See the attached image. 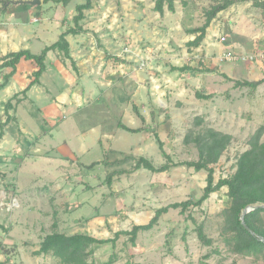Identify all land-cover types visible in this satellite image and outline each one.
Here are the masks:
<instances>
[{
    "label": "rangeland",
    "instance_id": "rangeland-1",
    "mask_svg": "<svg viewBox=\"0 0 264 264\" xmlns=\"http://www.w3.org/2000/svg\"><path fill=\"white\" fill-rule=\"evenodd\" d=\"M92 1L102 7L101 13H87L89 22L81 23L95 21L99 33H103L111 28L108 20L114 19L115 30L124 31L119 37L110 35L108 40L106 36L100 39L88 35L82 41L87 50L97 54L105 46L114 47L115 50L110 48L94 57L90 53L95 67L100 65L104 70L93 74L78 72L61 52L67 70L76 71L78 80L74 81L68 72L59 78L55 72L60 67L59 60L50 52L45 84L53 86L52 94L35 87V104L18 106L17 115L31 132L32 142L21 134L16 117L10 116L6 123V115L0 121V132L10 133L8 142L0 147V264H62L51 255H37L49 234L86 232L115 238L117 232L131 231L134 222L148 224L160 208L198 201L204 194L207 174L180 166L199 160L196 145L184 141L189 130H200L195 127L197 117H204L205 127L233 136L231 145L213 166L215 183L235 174L239 156L264 124V112L260 115L259 108L252 111L241 103L234 110L227 109L224 103L214 106L198 101L193 90L214 92L224 102L232 98L235 84L228 77L229 68L241 71L254 64L255 69H260L255 71L257 76L264 77L260 65H264V60L238 63L221 59L228 51L237 55L264 54V10L255 5L262 0H234L232 8L212 21L199 50L187 46L193 39L189 31L205 24L207 12L218 0H176V12H169L165 6L163 15L155 11L157 0ZM78 3L79 0H72L65 7L63 26L69 27L77 15ZM143 61L145 66H141ZM20 70L17 86L26 84L32 75L28 61ZM81 74L90 79L97 76L103 83H83ZM71 83V89L81 95L91 92L92 99L83 100L85 108L81 110L71 103L57 114L51 96ZM5 98L7 94H0V101ZM39 108L49 115L45 116ZM3 112L6 105L0 104V116ZM53 113L52 124L49 118ZM11 114L16 112L12 110ZM140 115L146 118L145 122ZM120 123L141 128L143 133L124 131ZM152 128L156 131L151 132ZM156 139L164 143L168 158ZM3 141L4 137L0 143ZM37 144H41L40 154L32 148ZM76 155L80 159L73 163ZM141 157L157 168L166 164L171 168L163 173L137 169ZM91 164L95 166L87 167ZM112 173L114 178L109 183L107 177ZM227 192L223 188L213 193L200 207L170 209L152 230L138 233L135 245L128 236H120L115 247L95 248L88 261L108 264L113 258L116 264H264L262 256L237 254L226 242L222 230L226 222L224 210L229 206ZM101 216L106 220L99 225L102 229L94 223L89 233L81 226ZM201 232L211 241L210 246L200 239Z\"/></svg>",
    "mask_w": 264,
    "mask_h": 264
},
{
    "label": "trees",
    "instance_id": "trees-1",
    "mask_svg": "<svg viewBox=\"0 0 264 264\" xmlns=\"http://www.w3.org/2000/svg\"><path fill=\"white\" fill-rule=\"evenodd\" d=\"M48 1V0H47ZM63 5H68L71 0H55ZM176 0H157L155 5V11L161 15L165 12V6L172 13H175ZM11 3L9 0H0V4L3 5V9ZM234 0H218V4L207 12L206 22L203 26L190 30L189 33L195 36L193 41L187 43L189 48H199L202 42L206 38L207 30L210 27L212 21L217 15L223 11L230 9L234 6ZM255 5L264 10V0L256 1ZM92 8V0H85L84 4H80L76 7L77 15L74 17L75 28L69 29L63 33L59 40L51 46L45 48L41 54L34 55L30 51H20L10 53L7 56L0 59L3 62L2 68L9 69L10 72L3 76V82L0 84V90H3L9 85L11 78L17 72V66L22 60L32 61L37 70L33 74V80L28 87L20 94L15 95L6 104L7 121L11 119L8 115V111L13 110V101L20 103L23 99L19 96L23 95L26 98L27 92L35 85L40 84V79L46 71L45 60L50 51L59 50L64 55L70 57V46L66 40L67 35H77L84 32V29L80 23L85 19V11ZM184 68H177L176 70L183 71ZM264 82H235V87H258ZM197 99H208L210 96H205L200 92L195 94ZM140 119L145 122L143 115H140ZM119 127L129 133H140L143 131L141 128H131L122 123ZM195 127L200 129L189 130V133L185 137L186 144H195L199 151V160L194 162H185L180 166H186L194 169L196 172H205L207 174V185L204 188L203 196L196 202L186 201L181 203H175L167 207L158 209L155 212V216L148 224L135 225L131 231H120L116 233L115 238L98 239L96 237L77 233L74 235H66L62 233H52L47 235L37 251V255H51L61 261L62 264H94L89 262L88 259L95 253V248L111 244L116 246V242L120 236H128L129 241L135 245L137 235L141 231L152 230L159 222L160 218L167 214L170 209H182L187 210L191 206H202L213 193L219 192L223 188H227V197L229 199V206L224 210V216L226 222L222 230L223 236L231 246L232 251L244 256H262L264 258V242L260 238H264V128L259 129L248 141L249 149L242 153L236 164L235 174L226 179H220L215 183V169L216 165L228 147L233 141L231 134L218 131L211 127H205V121L203 118L197 117L195 120ZM4 137V131L0 132V139ZM157 140L159 149L162 151L165 157H169L164 151V143ZM95 164L89 166L93 168ZM137 169L144 168L153 173H163L171 168V165L166 164L161 167H155L150 160L145 157H141L136 165ZM114 174H110L107 177L109 183L112 182ZM251 208V212L245 216L247 226L255 232L256 236L252 235L242 225L241 216L243 212ZM200 239L207 245H211L210 240H206L203 233H200ZM115 263L113 258L110 259L108 264Z\"/></svg>",
    "mask_w": 264,
    "mask_h": 264
},
{
    "label": "crops",
    "instance_id": "crops-1",
    "mask_svg": "<svg viewBox=\"0 0 264 264\" xmlns=\"http://www.w3.org/2000/svg\"><path fill=\"white\" fill-rule=\"evenodd\" d=\"M9 1L11 3H9L4 9H3V5L0 4V59L7 56L10 53L20 52V51H30L34 55H39L42 53V51L45 48L56 43L63 33L67 32L71 28H75L74 20L71 21V24L69 25V27L67 25L66 26L62 25V23H63L62 16H63V14L64 15L67 14L65 7L67 8L72 0L66 6L63 5L62 3H58L55 0H48V1L47 0H40L41 3L39 5H35V6H32L28 3V2L33 1V0H9ZM84 3L85 2H82V0H79V3L77 4V6L80 4H84ZM101 3H102V5L106 4L105 2H101ZM97 4H98V2L92 1V8L90 10L85 11V19L83 20V22H85V23L89 22L88 20H86V18L88 17L89 14L93 15L94 13H101L102 9H100V8H102V7L100 6V8H99L97 6ZM87 13H89V14H87ZM93 17H95V16H93ZM113 20H110V19L108 20L107 25H108V27H111V28L108 30H104L103 33L102 32L99 33V28L97 27L96 22L91 21V23H89L87 25H84V23H80V25L84 29V32L77 34V35L70 34V35L66 36V40L68 41L69 46H70V57H71V59H68V60L73 62L74 67L77 68L78 72H81V73L87 72L89 74H93V73H100L101 71L104 70V68L101 67L100 65L95 67L96 64L93 63L92 59L95 55L104 54L107 49L109 50L110 48H112L113 50H115L114 47L111 46V44H110V46H105L106 47L105 49L100 50L99 53H101V54H97V52L92 53L89 50H87L88 49L87 46H84L82 44V41H85L86 36H88V35H91L93 38L97 37L100 39L101 38L104 39L103 37L106 36L105 37L106 40H108L110 35H112L113 37H119L121 35L120 33H123L124 31L119 32V31L115 30V26L112 23ZM189 35H191V34L189 33ZM191 36L193 37V39L190 41H193L195 39V36L194 35H191ZM102 43H104V40ZM74 44H77L76 45L77 50H75ZM35 48H40V49L38 51H35ZM196 49L199 50V48H196ZM50 52H54L55 56L57 57V60H59L60 67L55 70V72L58 74L59 78L65 77L67 75V72H68V74H71V77L74 79V81L78 80V76L75 73L76 71L67 70L65 63H64L63 59H61V56H60L61 51L53 50ZM49 53H48V55H49ZM90 53L93 55V57L90 55ZM48 55H47V57H48ZM116 55H121V54H116ZM47 57H46V60H47ZM46 60H45V64H46ZM24 61H26V60H22L18 64L17 72L11 78L9 85L6 88H4L3 90H0V94H4V95L7 94V98L0 101V104L3 105V107L15 95L22 93L28 87L30 82L33 80V74L37 70V67L32 61H28L30 63V72L32 74V75L28 76V78H30V80L27 79L26 84H23L21 86L20 85L17 86V84H16L18 74L21 71L20 67L23 65ZM2 64H3V62H0V84L3 82V76L6 73L10 72L9 69L2 68L1 67ZM253 65L252 66L246 65L244 67V69H242L241 71L235 70L234 67L229 68L228 70H230L231 72H230V74H228L229 75L228 77L235 80L234 83L236 81L252 83V82H259L261 80H264V77L261 78V77L257 76L255 71L258 70V68L255 69V65L254 66ZM260 65L263 66V68H264L263 63H261ZM53 67H55V66H53ZM47 71H48V67L46 64V71L40 79V84L33 86L27 92L26 98H24L23 95H20L19 98L23 99L20 103H17L16 101L12 102V104L14 103L13 104V106H14L13 111L16 112V114H15L16 116L11 114L12 110L8 111V114H9V116H11V118L16 117L18 119L19 124H20V128L23 131V132H21V134L23 135L24 138H27V136H29L30 141H31L30 137L32 136L31 132L26 130L24 123L18 117V115H17L18 106L25 104V103L35 104V102L33 100V96H32V90L35 87H41V88L45 89L48 94H52L51 88H53V86H47L45 84V77L47 76ZM259 71H260V69L258 70V72ZM220 73H225V72L222 71ZM235 74L239 75V76L234 77L233 75H235ZM211 75H217V74L212 72ZM76 76H77V78H76ZM242 78H245V80H241ZM81 80H83V83L84 82L87 83V81H89L90 83H93L95 80L98 81L100 83V85H101V82L103 83L101 78H99L97 76L94 77L93 79H90V78H87V77L82 75ZM78 85L79 84H76V86H78ZM71 86L73 87L72 83L67 85L63 89V91H61L56 96H51V99L53 101V105L55 106L54 107L55 109L53 108V111L56 110V112H58L57 114L60 113V111L62 110V107L68 106L71 103L73 105H75L77 110H81L82 108H85V107H82V105H84V104H82V101L88 100L87 99L88 97H91L90 99H92V96H90L91 92L90 93L86 92L85 94L81 95V93L75 92L73 89H71ZM193 90H194L195 94H196V92H200L201 94H203L205 96H210L208 99H201V100H203L204 102H210L214 106L216 105V103H224L225 105H227V109L234 110V107L237 106V103H239V104L241 103V104H245L252 111H255L256 109L259 108L258 112L260 113V115H262V112H264V82L261 85H259L258 87H249V86L235 87V84H234L233 90L231 91L232 98L227 100V101H224V102H221L219 100V98L214 95V92L213 93H204L199 88H193ZM244 92H247V93L244 94ZM154 95L155 94L153 93L152 96H154ZM241 95H242V97H241ZM199 100L200 99H198V101ZM153 101L155 103L156 99H154ZM96 102H99V100H97L95 102L91 101V104H95ZM214 108H216V107H214ZM39 110H41L42 113L43 112L45 113L44 109L39 108ZM54 114L55 113H53L51 115V117L49 118V121L52 122V120L54 119V117H52V116ZM6 115H7V113L3 112L2 116H0L1 122L4 120L3 118L6 117ZM48 115L45 113V116H48ZM200 117L204 119L203 116H200ZM145 120H146V118H145ZM254 122L255 121H251L250 123H254ZM52 124H53V122H52ZM261 128H264V124H263V126L260 127V129ZM218 131H222V130H218ZM5 133H6L4 135L5 141H3V143H0V147H2L4 145V143L8 142V136L10 133L9 132H5ZM140 133H143V132H140ZM106 140H108L110 142V138H107ZM40 141H42V140H40ZM263 141H264V136H263ZM100 142H102V145H104V142L102 139L100 140ZM32 148L34 151L39 152L38 154H40L42 152L41 144H37L36 146H33ZM46 150L49 153L48 148ZM76 156L77 157H75V159H72L73 163H75L76 160L78 161L80 159V157H78V155H76ZM102 163L103 162H99V164H102ZM91 165H89V166H91ZM89 166H87V167H89ZM102 216L99 218L92 219L91 221L87 222L86 224L85 223L81 224V226L86 227L87 231H89V233H90L91 227L94 223H97L96 225H98L99 229H102V227L99 225H101V223H104V224L106 223L105 222L106 220ZM87 219H89V218H87ZM134 223L135 224L133 226L145 225V224H140V223L138 224L137 222H134ZM122 231H128V230H122ZM61 233L63 234V232H61ZM77 233L78 232H73L72 234H69V235H74ZM81 234H87V233L85 232V233H81ZM87 235L93 236V234H87ZM93 237H96L98 239H104V238H100L98 236H93ZM109 245H111V244H109ZM42 256H45V255H42ZM38 258H41V256H39ZM113 264H116V261Z\"/></svg>",
    "mask_w": 264,
    "mask_h": 264
},
{
    "label": "built area",
    "instance_id": "built-area-1",
    "mask_svg": "<svg viewBox=\"0 0 264 264\" xmlns=\"http://www.w3.org/2000/svg\"><path fill=\"white\" fill-rule=\"evenodd\" d=\"M261 59L264 60V54H261L259 56L254 55H237L235 52L228 51L222 56V61H228V62H240V63H246V62H253L255 59ZM142 61V60H141ZM141 66H145V62H142Z\"/></svg>",
    "mask_w": 264,
    "mask_h": 264
},
{
    "label": "water",
    "instance_id": "water-1",
    "mask_svg": "<svg viewBox=\"0 0 264 264\" xmlns=\"http://www.w3.org/2000/svg\"><path fill=\"white\" fill-rule=\"evenodd\" d=\"M28 3H29L30 5H32V6H35V5H39V4L41 3V1H40V0H33V1L28 2ZM150 131H151V132H155L156 129H155V128H152V129H150ZM251 210H252L251 208H247V209L243 212V214H242V216H241V222H242V225L245 227L246 230H248L252 235L256 236L255 232H253V231L247 226L246 221H245V216H246L248 213H250ZM260 240H261L262 242H264V238H260Z\"/></svg>",
    "mask_w": 264,
    "mask_h": 264
}]
</instances>
